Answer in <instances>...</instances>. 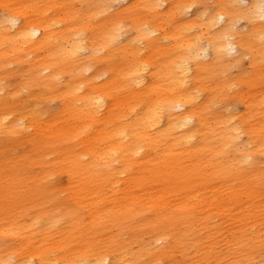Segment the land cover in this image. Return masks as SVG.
I'll list each match as a JSON object with an SVG mask.
<instances>
[{
	"label": "rangeland",
	"instance_id": "obj_1",
	"mask_svg": "<svg viewBox=\"0 0 264 264\" xmlns=\"http://www.w3.org/2000/svg\"><path fill=\"white\" fill-rule=\"evenodd\" d=\"M151 1L0 0V17L9 14L21 22L54 23L50 33L56 39L63 34L69 46L76 38L97 41L103 48L92 59L76 61V55L60 59L63 68L70 64L77 76L93 80L95 85L111 79V70L119 63L128 65L139 43L133 41L129 46L126 41L137 36L140 28L157 25L170 35L162 40V59L158 57L154 63L157 70L175 68L188 46L205 44L203 36L208 33L218 31L221 40L233 35L240 50L226 53L225 60L214 66L210 58H201L202 68L189 74L192 91L199 92L207 103L201 111L206 124L197 128L194 139L198 150L208 151L209 130L219 132L229 123L242 133L239 142L250 149L248 138L264 132L259 126L264 121V46L259 44V34L264 41V23L259 20L253 25L243 17L252 0H240V5L235 0H167L165 5H174L173 11L162 14L151 10ZM221 12L227 14L226 20L196 28ZM184 20L191 24L188 29L182 26ZM5 40L6 50L13 45ZM5 50V60L11 57L1 66L0 47V103L3 99L21 106L36 102L42 115L35 125L29 117L17 121L19 128L13 132L0 127V264H9L5 258L13 262L39 248L54 258L107 255L110 264H264V149L256 151L258 159L250 158L248 163L244 159L241 167L234 168L233 154L242 153L223 142L222 152L209 161L208 169H202L198 160H189L195 154L170 153L162 140L153 139L146 144V158L150 159L134 156L117 178L110 175L109 165L98 168L96 162L88 175L82 174L68 155L87 151L86 139L97 132L95 123L82 121L78 112L61 111L71 72L65 69L54 88L32 85L34 77L43 78L51 68L40 75L34 73L29 80L34 67L43 68L54 60L55 46L48 44L34 54H26V45L14 54L6 55ZM255 53L263 56L259 66L252 63ZM83 62L90 68L85 72L80 70ZM106 70L109 72L98 79L93 76ZM157 74L164 88L168 85L165 73ZM120 84L123 86H112L114 96L104 106L110 109V101L117 114L124 113L121 120L106 123L111 126L129 119L133 109L158 99L147 85L126 86L122 78ZM259 97L262 102L253 104ZM105 115H99L98 121ZM49 121H53L51 129ZM27 124L30 126L25 127ZM64 126L65 130L56 129ZM183 147L187 145L181 141L179 148ZM88 159L89 155L83 156L84 161ZM97 172L103 174L100 179ZM101 196L103 201L98 200ZM34 222L38 228L30 225ZM33 260L40 258L36 255Z\"/></svg>",
	"mask_w": 264,
	"mask_h": 264
},
{
	"label": "bare ground",
	"instance_id": "obj_2",
	"mask_svg": "<svg viewBox=\"0 0 264 264\" xmlns=\"http://www.w3.org/2000/svg\"><path fill=\"white\" fill-rule=\"evenodd\" d=\"M167 0H152L150 3L151 10H155L157 14H162L164 12H172L174 5H165ZM235 4L240 5V0H235ZM165 5V6H164ZM160 8H164L163 11ZM249 11L243 17L247 21L256 25L259 20L264 23V1L252 0L249 5ZM176 11H179L175 7ZM247 11V10H246ZM181 12V10L179 11ZM242 10V15L244 14ZM183 14V12H181ZM227 14L221 12L220 14H213L207 22L203 24L196 25V28L200 29L205 26L214 23V26L226 20ZM232 22V20H230ZM54 23L46 21H33L26 20L21 22L19 17L5 15L0 17V47L3 49V63L1 66L7 63L10 59V55L6 58L4 57V50L8 46L7 41L13 46L5 50V54L8 55L13 52L21 51L23 45L27 46L26 54H34L37 50L41 49L48 44H53L55 46L54 60L47 64L43 68L34 67V72L31 74L29 80L32 79V75H40L41 71L51 68L50 72L46 74L43 78L32 79V85L51 86L56 87L58 82V77L62 76L68 71L71 73L70 78L67 83V90L65 91V102H63V111L65 108L69 109V113L75 114V111L81 115L82 121H92L95 123V132L97 134L93 138L86 139V150L83 152H77L75 155L69 154L70 161L75 163L77 167L81 168L82 174L89 173L91 165L97 163L98 168H104V165H109L111 167L110 175L117 178L127 167L134 156L139 159L140 156L146 158V147L153 139H159L166 145L167 151L178 152L181 154H195V157L189 160L197 161L198 164H203L208 169L209 161L217 154H220L223 150V142L231 143L233 149L238 153L233 154L232 163H234V168H239L243 165V161L248 163L249 159H258L259 153L264 149V132L262 135L253 133L252 137L257 139L260 136L262 140H255L253 138H248V144L252 147L249 149L247 144L239 142L242 137L238 128L233 125L226 123L223 125L221 131L216 132L215 128L210 129L208 136L210 137V149L207 151L204 148L198 150L200 146L195 143V135L197 128L202 127L203 123L206 124L201 111L205 108L206 104L203 99H201V94L199 92L194 93L193 80L189 78V74L192 70L201 69L203 62L201 58H210L212 66L217 65L220 61H224V55L230 52H236L240 50V44L234 39V36H230L229 39L225 40L220 38L218 31L213 32L212 35L209 33L204 35L205 44H200L199 42L195 45L188 46L183 58L176 61V67H165L163 69H155L154 63L162 59L160 54L161 43L163 38L168 40L170 35L161 27L157 25H151L147 28H140L138 30L137 36H132L126 43L129 46L133 41H137L139 46L137 49L133 48L132 59L129 60L128 65L126 62L119 63L116 67L112 68L111 73L113 76L108 81L101 85H95L93 80L82 79L74 73L73 68L70 69V64L61 66V57H73L77 56L76 61L86 59H92L96 53L103 48L97 41H91L88 38H76L72 45L69 46L67 38L63 34H59L56 39L55 35L50 33L49 28ZM191 25L188 20H184L182 26L188 29ZM162 31L161 34H159ZM200 34V33H199ZM54 40H58L55 42ZM259 44H263V37L259 34ZM144 44L145 46H141ZM127 46V47H129ZM126 47V48H127ZM262 50L261 47H259ZM146 51L148 54L140 55L139 52ZM14 54V53H13ZM263 59L262 55L254 54L252 57V63L254 62L259 66V62ZM126 66V67H125ZM3 69V67H1ZM67 69V70H65ZM87 62L80 64V70L85 72L89 70ZM114 71V72H113ZM37 72V74H36ZM109 70L103 71L101 73H94V77H101L106 75ZM164 72L168 85L164 88L159 84L156 79L157 73ZM121 78L126 79V86H148V92H156L158 99L155 103L147 102L143 108H136L131 111V117L129 119H123L120 121L119 125L111 126L106 123L111 121L121 120L119 117L124 115V113L117 114L109 101L110 109L105 110L104 106L108 99H112L114 92L112 91V86L122 87ZM195 81V78H194ZM132 89V87H130ZM57 91V90H56ZM165 92H170L166 94ZM140 94V91L138 92ZM201 100V102H199ZM262 102V98L259 97L253 101V104ZM77 107L78 109H76ZM18 113L19 115L13 119L8 117L11 114ZM106 113L102 120H99V115ZM42 112L37 106L36 102H29L23 106L19 104H12L6 99H3L0 103V127L1 130L7 132H13L19 128L17 121L21 123L24 122L27 117L29 121L35 125V123L40 119ZM198 116V120L195 118ZM200 117L204 120L200 122ZM54 120H58L56 117ZM35 121V122H34ZM101 121V122H100ZM53 121H49V129L52 128ZM58 121H54L57 123ZM201 123V124H200ZM59 124H62L59 122ZM200 124V126H199ZM30 124L25 125L29 127ZM259 126L264 130V121H260ZM45 127V126H44ZM64 127H56V129L65 130ZM250 131L253 129L248 128ZM154 134V137H152ZM183 142L187 147L184 149L179 148V143ZM89 155V159L84 161L83 156ZM75 156V159L73 157ZM150 157L146 158V161ZM220 164L216 167L219 170ZM226 168L222 169L224 173ZM97 179L102 177V173L97 172ZM86 175V177H87ZM230 175L224 174L223 177L228 178ZM109 178V175H108ZM112 187V186H111ZM135 191L133 188H128ZM104 196L98 198L99 201H103ZM102 212V209H98ZM98 211V213H99ZM51 222H56V218L50 217ZM38 228V222L31 223ZM52 225V224H51ZM7 229V228H6ZM161 239V238H160ZM36 255L39 256L40 261H35ZM109 256L107 255H96L94 259H89L87 257H77L74 254L68 258H54L43 254L42 249H37L29 255H24L22 257H17L13 262H9L8 259H3L4 262L9 264H110L108 261Z\"/></svg>",
	"mask_w": 264,
	"mask_h": 264
}]
</instances>
